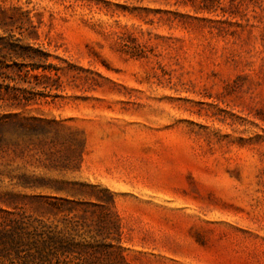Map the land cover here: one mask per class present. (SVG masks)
<instances>
[{"label": "rangeland", "instance_id": "374dc122", "mask_svg": "<svg viewBox=\"0 0 264 264\" xmlns=\"http://www.w3.org/2000/svg\"><path fill=\"white\" fill-rule=\"evenodd\" d=\"M0 264H264V0H0Z\"/></svg>", "mask_w": 264, "mask_h": 264}, {"label": "trees", "instance_id": "16d2710c", "mask_svg": "<svg viewBox=\"0 0 264 264\" xmlns=\"http://www.w3.org/2000/svg\"><path fill=\"white\" fill-rule=\"evenodd\" d=\"M11 238H12V240H14V239H13L14 237H11ZM40 255H42V254L40 253Z\"/></svg>", "mask_w": 264, "mask_h": 264}]
</instances>
